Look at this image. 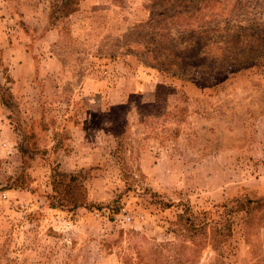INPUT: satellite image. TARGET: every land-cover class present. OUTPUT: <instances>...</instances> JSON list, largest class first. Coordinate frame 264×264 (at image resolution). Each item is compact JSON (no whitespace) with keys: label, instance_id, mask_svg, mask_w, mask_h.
Wrapping results in <instances>:
<instances>
[{"label":"rangeland","instance_id":"rangeland-1","mask_svg":"<svg viewBox=\"0 0 264 264\" xmlns=\"http://www.w3.org/2000/svg\"><path fill=\"white\" fill-rule=\"evenodd\" d=\"M60 1L0 0V96L25 120L0 103V264H264V16L246 20L264 0H80L54 19ZM179 11L219 28L188 46ZM55 166L85 173V204H57ZM241 197L224 244L179 221Z\"/></svg>","mask_w":264,"mask_h":264},{"label":"trees","instance_id":"trees-1","mask_svg":"<svg viewBox=\"0 0 264 264\" xmlns=\"http://www.w3.org/2000/svg\"><path fill=\"white\" fill-rule=\"evenodd\" d=\"M80 0H61L60 3H56L53 5V9L51 11V14L54 19L62 18L64 16H68L72 11L76 10L75 7L78 5ZM254 3L251 1L249 3V6L251 7ZM74 5V6H73ZM256 11V10H255ZM258 12H255L257 14ZM264 16L263 11H260L258 15H255L253 17H247L246 20L248 22H251V25L258 21L257 19H260ZM172 21L176 24L179 31L185 32V33H191V38L189 41L186 42V45L193 47L195 44H198L203 39L202 37L206 32L209 31V29H218L219 24H214L213 27H207L206 24H204L203 20H201L203 17H199L191 14H185L182 15L181 11L176 12L172 15ZM242 20H236V24L240 27ZM261 21H258V23ZM28 36V41H26L27 50L30 48V41L33 39L31 35L28 33H25ZM197 42V43H196ZM203 45V44H202ZM203 46L198 47V52L202 51ZM185 65H188L185 63ZM240 64L234 63L232 66H229V69L231 67L239 66ZM158 70L169 72L170 68L166 65L162 66H155ZM186 67V66H185ZM179 69V68H178ZM217 73V72H215ZM173 76L180 77L182 74H176L175 72L172 73ZM193 81L197 83V80ZM6 91L5 95L0 96V103L4 106H6L10 111H13L17 117L20 120L21 123L25 122L23 118L20 115L19 108L17 106L16 101L14 100V96L11 94L8 88L4 89ZM5 96H8L10 100H6ZM115 108V107H114ZM118 127V126H117ZM116 151L113 153H116L120 151L119 147L121 145V141L119 136H116ZM119 160L122 159V157H118ZM85 173H82L81 171L78 172H64L62 171L58 166H55L52 168V174H51V185L52 189L56 195V201L59 206L67 207L68 209L72 210L79 206H82L86 202V187L84 184L85 179ZM122 177L126 179L127 177H132V179L135 177V173H125L122 174ZM152 195L157 196L156 192H152ZM164 206H168V203L162 202ZM253 203V200L241 197L233 200L230 204H222L221 205V211L218 213V218L214 219L211 218L208 219V213L206 211L202 212L201 215H196L189 206H185L182 209V213L178 215L179 221L186 225L187 230L190 232L193 230L194 233H191L189 237L193 239L194 235L201 234L205 235L204 241L202 244H209L212 243V246H215L213 244L215 241L219 242L220 245L224 244L232 235V221L230 215L235 211H246L247 215L250 213V210L252 208L251 204ZM255 206H253L254 208ZM210 222V223H209ZM211 226V229L208 231V226Z\"/></svg>","mask_w":264,"mask_h":264},{"label":"crops","instance_id":"crops-1","mask_svg":"<svg viewBox=\"0 0 264 264\" xmlns=\"http://www.w3.org/2000/svg\"><path fill=\"white\" fill-rule=\"evenodd\" d=\"M22 55H23V54H22ZM24 57H26V56L24 55ZM49 63H52V65H53L52 67H53L56 71H58V70L61 69V64H60L59 61L50 60Z\"/></svg>","mask_w":264,"mask_h":264},{"label":"built area","instance_id":"built-area-1","mask_svg":"<svg viewBox=\"0 0 264 264\" xmlns=\"http://www.w3.org/2000/svg\"><path fill=\"white\" fill-rule=\"evenodd\" d=\"M127 219H129V217H127Z\"/></svg>","mask_w":264,"mask_h":264}]
</instances>
